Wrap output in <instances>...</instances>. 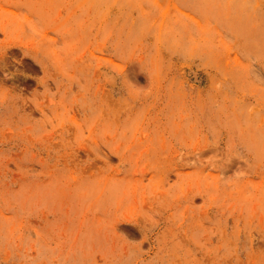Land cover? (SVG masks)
<instances>
[{
  "label": "rangeland",
  "instance_id": "374dc122",
  "mask_svg": "<svg viewBox=\"0 0 264 264\" xmlns=\"http://www.w3.org/2000/svg\"><path fill=\"white\" fill-rule=\"evenodd\" d=\"M0 264H264V0H0Z\"/></svg>",
  "mask_w": 264,
  "mask_h": 264
}]
</instances>
